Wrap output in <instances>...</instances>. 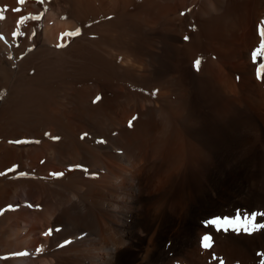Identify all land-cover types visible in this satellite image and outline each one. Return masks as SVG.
Segmentation results:
<instances>
[{
    "label": "bare ground",
    "instance_id": "1",
    "mask_svg": "<svg viewBox=\"0 0 264 264\" xmlns=\"http://www.w3.org/2000/svg\"><path fill=\"white\" fill-rule=\"evenodd\" d=\"M262 29L264 0H0V264H264Z\"/></svg>",
    "mask_w": 264,
    "mask_h": 264
},
{
    "label": "snow or ice",
    "instance_id": "2",
    "mask_svg": "<svg viewBox=\"0 0 264 264\" xmlns=\"http://www.w3.org/2000/svg\"><path fill=\"white\" fill-rule=\"evenodd\" d=\"M20 2L23 3V0H20ZM261 35L264 36V29L261 30ZM262 48H264V45H262ZM85 135H86V134H85ZM82 138H83V137H82ZM261 215H264V213H261ZM220 219H221L220 217H217L215 220L209 221L208 224H210V225H216V224L219 223V220H220ZM224 219L227 220L228 218H227V217H224ZM217 230H220V229L217 228ZM203 241H204L203 246H204L205 248L209 247L210 237H209L208 235H205V236L203 237Z\"/></svg>",
    "mask_w": 264,
    "mask_h": 264
},
{
    "label": "rangeland",
    "instance_id": "3",
    "mask_svg": "<svg viewBox=\"0 0 264 264\" xmlns=\"http://www.w3.org/2000/svg\"><path fill=\"white\" fill-rule=\"evenodd\" d=\"M262 264L261 262L259 263V261L258 262H251L250 260H248V259H244V260H242V262L240 261L239 263L238 262H236V264Z\"/></svg>",
    "mask_w": 264,
    "mask_h": 264
}]
</instances>
